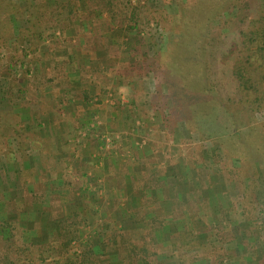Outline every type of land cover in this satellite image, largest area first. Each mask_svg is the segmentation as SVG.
<instances>
[{
    "label": "rangeland",
    "instance_id": "obj_1",
    "mask_svg": "<svg viewBox=\"0 0 264 264\" xmlns=\"http://www.w3.org/2000/svg\"><path fill=\"white\" fill-rule=\"evenodd\" d=\"M10 1L17 4L20 12L11 17L10 24L3 22L0 26V111L8 112V121L14 114L24 123L29 108L33 111L31 119L36 117V108L48 111L50 96L59 82L69 85L68 75L74 73L71 64L75 60V66L80 65L91 78L105 81L109 89L103 90L108 92L106 124H93V120L101 119L94 111L86 124L74 129L80 133L76 137L79 143L73 149L82 146V139L88 137L94 139V148H108L113 137L119 136L124 151L117 159L119 169L129 174L131 168L137 171L134 175H110V180L118 184L138 181V186L157 188L167 179L162 180L164 169H176L173 173L179 175L182 164L190 176L197 174L193 186L198 194L205 186L216 193L211 197L216 206L211 213L207 198H190L184 206L177 199L172 201V211L185 209L190 216L201 217L197 226L205 233L197 244L196 255L186 256L180 251V257L188 258L187 264H264V106L252 120L236 108L239 89L231 74L233 61L232 54L229 55V51L242 47L249 38L259 40L264 30V0H236L235 8L222 6L221 14L210 19V37L205 43L213 50L209 66L212 81L206 82H210L209 89L213 91L203 96L193 89L190 95L196 107L174 99L172 85L167 84L170 77L160 71L156 56L169 55L166 52L170 36L183 28L182 19L189 17L186 10L192 4H199L193 27H205L211 8L209 0ZM28 12H32L34 35L30 42L19 33L27 26ZM132 16L137 25L128 27L133 25ZM193 33L204 37V33ZM123 40L129 45H124ZM244 48L247 46L241 51ZM256 63L258 66L262 61L258 59ZM250 73L259 76L264 74V68L260 65V69ZM191 75L193 79L199 78L195 80L197 84L192 82V87H202V73L195 71L194 66ZM261 89L264 91V82ZM91 101L92 105H99L93 97ZM63 102L69 103L65 98ZM55 108L54 112L61 116V108ZM17 143L15 137H9L0 145V188L11 183L18 163L21 165L19 158L24 150ZM6 153L15 162V169ZM178 178L166 184L181 183L182 191L184 183ZM109 224L113 225L112 235L117 225ZM3 235L8 232L3 230ZM162 248L168 249L166 245ZM178 254L171 249L162 261L173 263ZM46 256L50 263L53 258Z\"/></svg>",
    "mask_w": 264,
    "mask_h": 264
},
{
    "label": "crops",
    "instance_id": "obj_2",
    "mask_svg": "<svg viewBox=\"0 0 264 264\" xmlns=\"http://www.w3.org/2000/svg\"><path fill=\"white\" fill-rule=\"evenodd\" d=\"M83 55L80 57L84 59ZM74 62L71 64L74 73L68 75L69 85L63 88L58 85L52 96L48 93L51 99L48 111L32 106V109L36 108V117L31 119L33 111L29 108L28 118L24 119V123L21 121L24 125V138H28L24 140L28 148H23V155L19 158L22 166L18 163L19 169L16 167L17 177H12L11 183L0 188V221H16L25 240L40 243L50 236L58 235L60 222L77 215L82 219L81 238H88L94 244L110 236L109 229L113 225L109 223L117 225L116 230L121 229V233H132L133 239L157 240L155 256L148 257L147 263L152 261L161 264L164 259L162 257L172 249V238L181 239V243L177 244L185 246L180 250L183 254L196 255L199 251L197 244L205 236L197 226L202 218L190 216L185 209L179 208L174 212L171 204L175 199L183 202L184 206L190 198H207L210 200L208 207L213 213L216 203L211 201V197L216 193L205 186L201 194H198L193 186L197 174L190 176L182 164H179V175L173 173L176 169H164L162 180L167 179L157 188L138 186V181L123 184L111 181L110 175H134L133 172L137 171L131 168L129 174L127 170L125 173L120 170L117 159L124 151L117 135L108 148H94V139L88 137L82 139V146L73 149L79 143L76 137L80 133L79 129H74L86 124L94 111L98 112L101 119L95 118L97 120H93V124H106L105 111L108 109L105 101L108 92H104V89H109L105 87V81L91 78L88 71L80 69V65L75 66ZM79 71L82 73L79 74ZM92 97L99 101V105H92ZM64 98L69 103L65 104ZM54 106L57 107L55 110L61 108V116L54 112ZM78 111L82 113L79 114ZM124 124H127V120H124ZM34 126L37 127L36 130L32 129ZM140 141L141 145L145 144L142 138ZM11 161L9 163L15 169V162ZM164 163L161 164L164 166ZM177 176L178 181L184 183L182 191L181 183L173 186L166 184ZM198 215H201L200 212ZM158 223H161L160 229L155 230ZM144 244L145 242L139 241L140 246ZM165 245L167 250L162 248ZM108 257L112 261V256H107L103 264L110 263L106 262ZM170 263L173 264L172 261H162V264Z\"/></svg>",
    "mask_w": 264,
    "mask_h": 264
},
{
    "label": "trees",
    "instance_id": "obj_3",
    "mask_svg": "<svg viewBox=\"0 0 264 264\" xmlns=\"http://www.w3.org/2000/svg\"><path fill=\"white\" fill-rule=\"evenodd\" d=\"M216 1L215 4V0H209L208 4L211 8L208 11V18H205V23L203 24L205 27L198 30L193 27V24L196 16V7L199 4L195 3L192 4L191 7H188L186 11L190 13L189 17L184 16L182 19L183 28H180L179 31L170 36V38H172L168 45V51L166 52L169 55L156 56L157 60H160V71H163L164 75L167 74L170 77V82L167 84L168 86L172 85L174 99L178 102L182 101V103L188 105V107H196L194 104L195 101L190 95L193 89L201 92L203 96L205 93L209 95V93L213 91V89H209L210 82H206V80L211 79L212 74L209 66L211 64L210 52L213 50L211 51V46L205 43L210 37L209 21L213 17L221 14L222 6L226 5L229 8H235L236 6L234 3L236 0ZM241 8L244 9V7ZM17 12H20V9L15 2L0 0V26L3 22L10 24L11 17H14ZM31 15L32 12L27 13V26L19 30L21 37L27 42H30L31 39L34 38L32 33L33 24L30 19ZM133 17L134 16H132L130 20L133 25H129L128 27H135L137 25V19L135 18L133 20ZM189 24L192 25L190 26ZM193 31L198 35L204 33V37L196 36ZM200 31L203 32L201 33ZM38 33L39 30L37 34ZM137 36L136 34V37ZM259 37V40L249 38L248 42L241 45L242 47L236 46L235 51H229V55L232 54L231 59L233 61L231 74L234 75L233 79H235L237 88L239 89L236 94L238 96L236 100L239 105L236 106V108L240 111H244V114L249 117L250 120H252L254 114L264 106V91L261 89V84L264 82V74L252 76L250 73L257 68L260 69V65L264 68V30L260 32ZM195 40L199 41V43ZM123 42L124 45H129V42H125V40H123ZM245 46H247V48L241 51ZM258 51L261 55L257 53ZM165 56L167 58L166 61ZM258 59H260L262 63L257 66L256 62ZM196 61H198L199 64ZM193 66L195 71L202 73L203 84L200 88L192 87V82L194 81V83L197 84L195 80L199 79L197 76L193 79V75H191ZM57 73L56 75L59 76V70ZM58 85L60 88L66 86L61 85V82H59ZM225 108H228V106H225ZM230 113L232 112L230 111ZM7 115H9L8 112L0 111V145L7 138L15 137V139L18 140L17 145L20 149L24 147L25 149L28 148L24 141L28 138H24L25 132L23 130V123L20 119L18 120V117L14 114L11 115L12 120L8 121ZM231 115H233V113ZM255 125L256 123L252 124L253 127ZM5 157L7 160H10L7 153ZM81 223L82 219L77 215L73 216L70 220H63L59 224L58 235L48 237L47 241L43 244L25 240L16 221H0V264H103L104 260H101V257L107 256H112L111 263L114 262L118 264V261H120L119 264H145L148 257L155 256L154 251L158 243L156 242L157 240L153 238L148 241L145 240L146 238L133 239V237H131L132 233H121V229H115L114 234H110L108 238H102L99 240V243L94 244L90 239L81 238L80 234H78L79 228L82 225ZM160 224L161 223L155 225V230L160 229ZM112 229L113 227L110 228V233H112ZM3 230L8 232L7 236L3 235ZM139 241L145 242L144 246H140ZM177 243H181L180 238L171 239L172 251L180 253L177 255L173 264H187L188 258L180 257L182 255L180 250L185 246ZM95 249L99 252H96ZM46 254L53 258L50 263L47 262L48 259ZM107 259L108 262H110V258L108 257Z\"/></svg>",
    "mask_w": 264,
    "mask_h": 264
}]
</instances>
